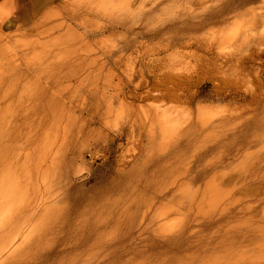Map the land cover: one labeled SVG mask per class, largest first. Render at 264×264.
Returning <instances> with one entry per match:
<instances>
[{
	"label": "rangeland",
	"instance_id": "rangeland-1",
	"mask_svg": "<svg viewBox=\"0 0 264 264\" xmlns=\"http://www.w3.org/2000/svg\"><path fill=\"white\" fill-rule=\"evenodd\" d=\"M62 1H51L40 14H61L64 11L65 15L68 9L61 10ZM33 3L34 0H0V7L8 4L14 7L11 14L0 21L1 33L9 38V49L15 50L28 42L30 37L27 29L32 25V11L36 10ZM60 22L61 20L57 21ZM113 22L112 19L110 21L101 16L81 17L70 21L67 19L65 28L60 32L71 28L72 31L69 30L72 34H68V40L72 46L78 47L81 56L84 55L82 58L86 59L83 65L85 72L80 73L75 80L73 72L62 70L63 73L56 75L58 79L55 76L58 83L51 79L53 90L55 89L57 97L66 96L67 105L71 103L72 106L76 104L77 98L74 96L70 102L69 99L73 96L68 95L77 87V81L85 77L89 83L83 81L82 84L92 85L94 82L92 86H100L101 89L105 87L108 92L121 89L125 93L124 103L133 108L134 117L142 127L135 129L133 133L130 128V110L125 108L123 113L118 114L122 112H116L120 101L115 102L108 118L96 120L92 124L90 137L84 142L82 138L74 153L68 155L66 170L70 175V186L66 201L62 204L67 203L70 208V231L59 241L56 252H51L44 264H67L72 252L82 254L89 243L95 244L93 264H154L162 256L171 254V249L177 250L187 245L165 241L154 233L152 235L156 226L166 230L158 232H176L179 228L181 229L178 231L183 232L188 227L189 232L193 231L197 236L192 244L200 237L214 240L213 244L218 241L220 243V240L222 242L228 237L226 234L231 235L235 231L263 232L264 0H167L157 6L153 13L144 12L136 22L129 21V24L123 26H114ZM62 38L67 39L64 35ZM68 55L57 50L54 62H59L58 59L62 62ZM33 57L34 55L31 58ZM29 58L30 56L27 58L29 62L33 60ZM34 60L31 63L39 61L36 58ZM54 72L55 70L49 73L51 75ZM91 72L94 79H91ZM28 79L33 86V74L26 81ZM102 80H106L105 83ZM55 86H59L58 89ZM58 91L62 94H58ZM74 105L71 112L75 110ZM201 105L206 106L204 112L209 109L213 112L205 113V117H201L207 122L205 125H201L203 122L196 112ZM156 108L166 111L167 114L172 113L170 117L174 118L173 122L177 120V115L184 114L182 118L179 117L180 120L178 118L179 123L171 122L175 126L171 124L170 127L180 130L191 126L194 129V124V132L186 136L175 134L172 138L174 141L171 139L169 142L165 136L163 139L157 135L156 141L151 143L149 122ZM105 110L106 106L103 108ZM178 125H181L179 129ZM211 156L212 159H209ZM215 156L218 157L217 160ZM215 170H219V173ZM221 170L226 172L222 171L221 175ZM215 172L221 175L215 177V182L221 185L217 187L214 183V186L216 189L221 186L219 190L225 198L221 197L219 200L218 197L217 203L213 205L208 199L211 192H207L209 189L206 184L217 175ZM225 173L246 178L245 183L241 184V179L237 177L234 181L226 179ZM175 176H178L176 181ZM235 183L238 184L237 187ZM181 184L188 185L191 192L197 191L195 197L191 195L193 199L188 198L189 204L182 213L177 208L174 209L177 199L173 196L175 190L170 191ZM232 186L235 188L230 191ZM204 195L208 196H205L207 200ZM202 203L204 207H201L206 209V214L203 209H196ZM166 204L167 207L170 206L169 209L176 211L171 213V210L165 217H158L160 219L153 216L161 214ZM221 206L226 208L224 214L221 212L223 209L220 210ZM146 208H149L148 212ZM199 209L201 213L198 214ZM143 210L147 212L144 217ZM87 212L94 218V224L92 237L85 246L82 238L85 232L83 218L87 217ZM201 214L205 216L202 217ZM159 222H170V226L165 229L168 224L162 226ZM251 224L256 229H250ZM158 227L155 228L156 232ZM141 229L149 233L142 237L137 236ZM108 232H115V235L110 233V236ZM107 234L112 237L111 240ZM96 237H103L106 243L98 244ZM75 242L79 244L76 247L78 250L73 248ZM59 250L61 252L58 254Z\"/></svg>",
	"mask_w": 264,
	"mask_h": 264
},
{
	"label": "bare ground",
	"instance_id": "bare-ground-1",
	"mask_svg": "<svg viewBox=\"0 0 264 264\" xmlns=\"http://www.w3.org/2000/svg\"><path fill=\"white\" fill-rule=\"evenodd\" d=\"M51 1L53 0H34L33 6L35 7L36 10L32 11L33 12L32 25L28 27L29 29H27V33L30 38L28 37L29 40L27 38L28 42L24 43L26 44L25 46L23 44L24 47L20 45V47L22 48L17 46L18 48L16 47L17 49L15 50L13 48H12L13 50L11 48L9 49L8 35L3 34L0 31V264H44L48 255L51 252L53 253L56 252V248L58 246L59 241L70 231V224H71L70 208L67 206V203L66 205L62 204L66 201L69 190L68 188L70 186V181H69L70 175L69 172L66 170L68 166L67 164L68 155L74 153L76 147L79 145L80 140L82 138H83L82 141L84 142L88 139V137H90L92 133V124L96 120L101 121L103 118L104 119L108 118V115L112 112L114 103L120 101L118 103L119 104L118 109L116 108L117 110L116 112L118 113V111H122L118 113L121 114L125 111L124 110L125 108L130 110V128H132L133 130L132 132L134 133L135 129H139L142 127L140 126V124H138L137 118L134 117L135 113L132 110L133 108L129 104L128 106H126V103H124L125 93L121 89L120 90L115 89V92H108L104 86H102V88L104 87L103 89H101L100 86H96V85L92 86L94 82L92 85L82 84L83 81L87 80L85 77L86 80L81 79L77 81L78 85L77 87H75V90H73L74 93L72 91L73 95H71L72 93L68 95L69 97L73 96L70 97L71 99H69V101L73 100L72 98H74V96H76L75 98H77L76 104L75 105L72 104V106L73 105L75 106V110H72L73 112H71V108H72V106H70L71 103L70 105L69 104L67 105L66 96L65 97H63L64 95L63 96L60 95L59 97L56 96V91L55 89L53 90L54 85L52 81L56 79L55 76L56 75L58 76L62 70L68 69L67 73L73 72L75 75V80L78 78L80 73L85 72L83 65L86 63V59L82 58L84 55L81 56L80 52L78 51V47L72 46L71 42L68 40V34L70 35L72 31L71 28H69L71 31L67 28L65 31H63V33L60 32L63 28H65L67 19L70 21L71 19L76 20V19H80L81 17L88 18L89 16H101L108 18V20L110 19V21L112 19V21H114L113 22L114 26H118V25L123 26V24L125 25L129 21H135V22L138 21V19L142 17V14L144 12L148 14L153 13L157 6L165 3L167 0H63L62 1L63 9L61 8V10H64L65 8L68 9L65 15L63 14L64 11L61 14L50 13V12L49 13L42 12L40 14V12L51 3ZM1 7H0L1 8L0 21L1 20L3 21L4 19H6L8 15L11 14L12 10H14V7L11 4ZM58 20H61V22L57 23ZM57 32H59V34L56 35ZM63 35L67 37V39L65 38L66 40L62 38ZM233 41L234 40L232 39L231 42ZM239 43L243 44L242 42ZM10 47H12L11 44ZM57 50H60V52L63 51L64 53H68L69 55L67 59L60 62L62 60V54H61L60 56L61 60L58 59L59 62L55 61L57 62L55 63L54 58L57 56ZM31 55L32 56L34 55V57L36 55H40L41 57L40 56L38 58L35 57L39 61L36 60L37 62L31 63L35 59L34 57L31 58L32 57ZM29 56L31 59H33L30 62L29 60H27ZM54 70L55 72L50 75L49 72H53ZM31 74H33V78H34L33 86L30 85L31 83L29 79L28 81H26V79ZM42 77H45L43 79L44 81H41ZM52 78L53 80H51ZM91 79H94V76ZM55 81L58 83L57 80ZM102 81H104L105 83L106 80H102ZM86 82L89 83V80ZM86 85L88 86L85 87ZM115 86L116 85H114V87ZM117 86L119 85L117 84ZM58 87L59 86H57L56 88L58 89ZM60 87H62V85H60ZM59 93L60 92L58 91V94ZM105 106H106V110L103 111V108H105ZM203 106L202 107L198 106L196 111L197 116L200 117V121L202 120L203 122V123L201 122L202 123L201 125H205L207 123L206 121L201 119V117L204 116L205 113L211 112L209 108L208 109L210 111L207 110V112H204L206 111L205 110L206 106L204 107ZM138 108L140 109V107ZM147 110L149 109L147 108ZM161 110L159 108L154 109L152 117L150 116L151 120L149 122L150 123L149 133L151 134L150 135L151 138L150 141H152L151 143H154L156 141L157 135H160L159 137L162 138L165 136L164 138H166V141L168 140L167 142H169L172 138H174L175 134L177 136H186L187 134L194 132L195 129L194 124H193L194 129L191 126H189V128L187 129H180V130L177 129L175 130L174 127L173 128L170 127L172 123H175L176 121L178 122L180 120L179 117L182 118L184 114L182 116L177 115L179 120L177 118V120L173 122L174 118L171 119L170 117L172 113L167 114L166 111L163 110L161 111ZM212 111H214V109ZM138 112L140 111L138 110ZM212 113L213 112H211V114ZM128 114L129 112H127V115ZM146 115H148V113ZM206 115L210 116V114H206ZM71 118L74 120H71ZM210 118L212 119V116ZM63 121L65 122L63 123ZM125 121L123 123H125ZM104 122L105 120L103 121V123ZM105 123L103 125H105ZM172 125L175 126L174 124ZM180 126L178 125V129ZM171 128L174 130L172 131ZM119 132L120 131H118V134ZM169 132H170V136H169ZM162 138L160 139L162 140ZM171 141L174 140L172 139ZM214 158H216V156ZM217 158L215 160H217ZM209 159H212V156ZM188 167L186 168L188 169ZM70 168L72 167H69V169ZM202 170L200 169V171ZM83 171L81 173H83ZM215 171L216 172L218 171L219 173V170H215ZM222 171L223 170H221L220 173ZM216 172L215 174H217ZM223 172L226 171L224 170ZM180 174L181 173L179 172V175ZM225 174L227 175V173ZM218 175L219 174L215 175L214 177L211 176L212 178L211 179L209 178L210 180L206 184L207 189H209L208 191L207 190L206 191L211 192V194L209 195L210 198L208 199L210 202H212L211 204L213 205L215 202L217 203L218 197L219 200L221 197H223L222 196L223 192L220 193L219 190L221 186L217 189L214 186V183L215 185L217 184L216 185L217 187L220 184L219 182L218 183L215 182L216 181L215 177ZM221 175H223V173H221ZM178 176H175V178L173 177L175 181H176V177ZM236 177L237 176L234 175H227L225 178L231 181H234L235 179L238 178L241 179V181L238 180L241 182V184L245 183L246 178L244 179L242 177H237V178ZM180 182L181 180L178 181V183ZM240 182H238V184ZM174 184H172V186ZM233 187L234 186H232L231 188L232 190L230 191H233ZM167 188H165V190ZM174 190L175 192L173 196H175L177 199V203H176L177 205L174 207V209L177 208L176 210H178L179 212L181 211L180 213H182V210H184V208L189 204L188 198H190L191 195L192 197H195V193H197V191L191 192L190 191L191 189L189 188L188 185L182 186V184L176 189L174 188L170 189V191H174ZM242 193L245 192L242 191ZM207 195H204L205 199L206 197H208ZM224 198L225 197H223V199ZM219 203L220 202H218V204ZM163 204L164 202L162 203V205ZM195 204L197 205L198 203L196 202ZM203 205L204 203H202V205H198L196 209L200 208L202 210L204 207ZM222 206L220 210L223 209L221 212L222 214H224L226 212L225 211L226 208ZM158 207L156 206V208ZM250 207L253 208L252 205ZM262 207L264 206L262 205ZM169 208L170 206L167 207L166 204V207L163 208L161 212L159 211L161 214H159L157 211L158 215L154 214L153 216H157V219H160L163 216L165 217L171 210H173ZM148 209L149 208H146L147 212ZM200 209L197 210L198 214L201 213ZM215 209L216 208H214V210ZM205 210L203 209L202 211L203 213L205 212L206 214ZM146 211L145 212L144 210L142 211L144 212L142 217L145 216V214L147 213ZM175 211L173 210L171 213ZM151 212L153 213V210ZM179 212H178V216H179ZM183 214L182 217L184 216ZM205 214L203 216H205ZM218 215L219 214H217V216ZM149 216H151V214H149ZM251 216L252 214L250 215V217ZM93 219L94 218L92 217V215H88V212H87V217L83 218V224H85L83 229L85 230V232L83 233L82 238L85 240L84 242L85 246L88 245L89 240L92 237V225L94 224ZM146 223L147 221H145V224ZM159 223L162 224L161 222ZM166 223L162 224V226H165ZM145 224L143 225L145 226ZM167 224L168 226H165L164 227L165 229L166 227L170 226L169 225L170 222H168ZM236 224L238 223L236 222ZM147 225L149 226L148 223ZM157 227L158 226L154 227L155 232L153 231L152 235L154 233L156 234V237H161L165 241L168 240V242L171 241L180 242L182 244H187V245L181 249H177V250L171 249L170 251L171 254H168V256L165 255L162 256L160 260H158L154 264H264V231L263 230H262L263 232H259V230L255 232L235 231L232 232L233 234L231 235L226 234V236L228 237L224 239L225 240L228 239V241L225 242V240L223 239L224 243L223 240L222 242L220 240V243L218 241L216 244H213L214 240L212 239L208 240V239H204L203 237H200L194 241V244H192L191 243L192 240L197 236H195V232L193 231L189 232L190 229L188 230V227L184 228L183 232L182 231L179 232L180 231L179 229L181 228L179 229L177 228L179 231L177 230L176 232H158V231H166L163 228L158 227L156 232L155 228ZM257 227L260 228L259 225ZM250 229H256V227L253 224H251ZM224 230L226 231V229ZM140 231H142V229ZM140 231L137 232L138 233L137 236L139 237H142L143 235L149 233L148 231L147 232H143V231L140 232ZM110 233L115 235V232L114 233L108 232V234L111 236ZM153 238H155V236ZM111 239L112 237L110 238V240ZM105 243L106 240L103 237L102 238L100 237L98 239V244H105ZM77 245L79 244L76 242L73 245V248L75 250H78L76 248L78 247ZM94 245H95L94 243H89L87 249L84 248V251H82V254L81 253L74 254V252H72L73 255L72 256L70 255L71 259L68 261L67 264H93ZM104 246L105 245H103L102 247L104 248ZM59 252H61V250L58 251V254ZM100 258L102 257L100 256Z\"/></svg>",
	"mask_w": 264,
	"mask_h": 264
}]
</instances>
